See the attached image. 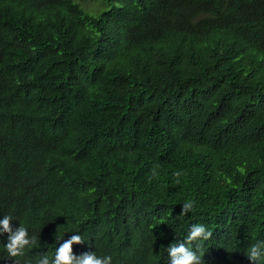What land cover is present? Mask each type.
Wrapping results in <instances>:
<instances>
[{
    "label": "trees",
    "instance_id": "obj_1",
    "mask_svg": "<svg viewBox=\"0 0 264 264\" xmlns=\"http://www.w3.org/2000/svg\"><path fill=\"white\" fill-rule=\"evenodd\" d=\"M8 213L36 238L21 264L51 257L73 231L85 239L77 255L168 264L167 246L197 222L211 232L203 264H253L247 250L264 240V0H0Z\"/></svg>",
    "mask_w": 264,
    "mask_h": 264
},
{
    "label": "clouds",
    "instance_id": "obj_2",
    "mask_svg": "<svg viewBox=\"0 0 264 264\" xmlns=\"http://www.w3.org/2000/svg\"><path fill=\"white\" fill-rule=\"evenodd\" d=\"M175 175L179 176L180 172L177 171ZM194 205L195 201L185 200L182 203V211L179 216L187 215L194 209ZM13 220L14 217L11 213L4 214L0 218V236L7 233L6 242L0 243V250L5 252L7 258L12 259L14 264H21L20 258L33 248L36 238L29 235V228L23 223L14 228L11 223ZM82 221L77 223L78 230ZM210 235L211 232L206 224L192 223L183 239H176L167 246L168 264H203L202 245ZM56 239L63 242L55 248L54 254L51 257L48 254H38L34 264H113V257L110 254L98 255L96 251H87L80 255L75 254L73 244L85 241L79 232H71L68 239L57 235ZM189 242H194V246ZM246 255L253 264H264V240L258 239L251 244ZM26 264H33V261L28 260Z\"/></svg>",
    "mask_w": 264,
    "mask_h": 264
}]
</instances>
